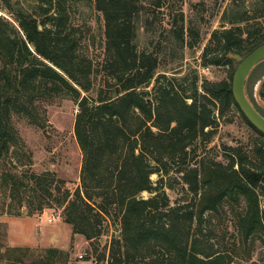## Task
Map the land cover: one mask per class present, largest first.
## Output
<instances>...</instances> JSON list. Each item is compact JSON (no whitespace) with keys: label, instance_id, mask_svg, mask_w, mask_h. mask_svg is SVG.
Masks as SVG:
<instances>
[{"label":"trees","instance_id":"1","mask_svg":"<svg viewBox=\"0 0 264 264\" xmlns=\"http://www.w3.org/2000/svg\"><path fill=\"white\" fill-rule=\"evenodd\" d=\"M184 2L0 0L8 15H0V138L10 136L14 112L38 98L77 102L82 184L65 207L67 221L88 239L111 224L119 228L110 264L154 259L157 248L169 263L156 264H242L234 261L242 255L246 264H258L252 251L257 240L264 244V133L232 93L234 56L264 42V0H230L223 10L200 61L203 68L228 66L227 78L217 81L201 78L198 67L184 69L186 50L202 42L207 13L200 1L187 20ZM84 8H95L104 19L95 58L76 35L75 17ZM216 110L222 116L238 112L257 135L254 146L229 147L226 166L202 161L181 167L179 184L193 201L173 205L167 191H176L178 177L167 165L185 163L199 140L214 138L206 129L216 126ZM225 205L237 229L233 240L228 227L214 221ZM206 227L209 237L215 234L211 239L203 234ZM214 237L217 243H211Z\"/></svg>","mask_w":264,"mask_h":264},{"label":"rangeland","instance_id":"2","mask_svg":"<svg viewBox=\"0 0 264 264\" xmlns=\"http://www.w3.org/2000/svg\"><path fill=\"white\" fill-rule=\"evenodd\" d=\"M200 1L205 5L198 8L207 9L201 22L203 39L200 45L186 50L184 69L198 67L201 78L222 80L228 76V66L203 68L200 61L203 48L212 30L220 27V17L230 0H185L183 10L187 20ZM0 15L8 16L1 10ZM75 21L80 26L76 32L80 47L85 50L86 43L90 44L89 54L95 58L100 54L104 39L103 15L95 8H84L76 14ZM240 61L241 57H234L236 67ZM247 91L264 113V61L250 75ZM77 112L78 104L74 99L38 98L29 109L21 107L14 112L10 136L5 140L0 138L4 141V148H0V264H110L111 241L114 236L119 237L120 229L111 224L102 236L88 239L84 234L75 233L73 224L67 221L69 214L65 207L82 184L83 152L75 133ZM214 119L216 126L206 129L214 131L210 142L199 140L195 144L197 151L189 150L185 163L177 160L167 165L170 174L178 177V181H174L176 191H167L173 205L177 201L191 205L193 201V194L184 192L179 184L181 167L199 166L202 161L206 164L222 162L226 166L233 153L229 147L244 145L251 149L254 146L257 135L238 112L222 116L216 110ZM158 179L157 173L152 175L155 183ZM66 194H70L67 199ZM143 195L150 194L144 192ZM214 221L218 228L228 227L227 237L233 240V235H237L234 216L227 205ZM103 224L106 226L107 221ZM209 229L204 228L203 234L211 239L215 234L209 237ZM216 239L214 237L211 243H217ZM55 249L57 252L50 251ZM164 253L157 248L153 254L156 258L138 259L135 264L169 263ZM242 257L246 256L234 261L246 264ZM252 261L264 264V244L260 240L253 248Z\"/></svg>","mask_w":264,"mask_h":264},{"label":"water","instance_id":"3","mask_svg":"<svg viewBox=\"0 0 264 264\" xmlns=\"http://www.w3.org/2000/svg\"><path fill=\"white\" fill-rule=\"evenodd\" d=\"M40 28H42L40 26ZM239 57L240 56H234ZM264 61V42L255 47L246 56L241 57V61L235 69L232 80V93L236 103L247 119L262 133H264V113L251 100L247 83L254 69ZM264 107V103H262ZM153 164V161H150Z\"/></svg>","mask_w":264,"mask_h":264},{"label":"built area","instance_id":"4","mask_svg":"<svg viewBox=\"0 0 264 264\" xmlns=\"http://www.w3.org/2000/svg\"><path fill=\"white\" fill-rule=\"evenodd\" d=\"M52 219H50V221H51Z\"/></svg>","mask_w":264,"mask_h":264}]
</instances>
